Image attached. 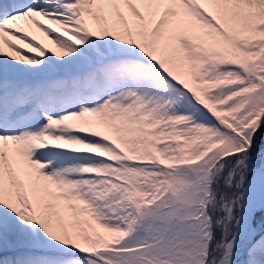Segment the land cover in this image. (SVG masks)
<instances>
[{
  "label": "snow or ice",
  "instance_id": "1",
  "mask_svg": "<svg viewBox=\"0 0 264 264\" xmlns=\"http://www.w3.org/2000/svg\"><path fill=\"white\" fill-rule=\"evenodd\" d=\"M0 264H264V0H0Z\"/></svg>",
  "mask_w": 264,
  "mask_h": 264
}]
</instances>
